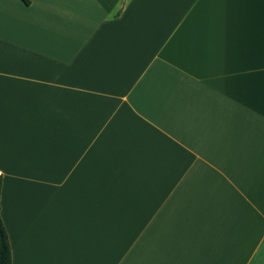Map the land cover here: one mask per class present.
<instances>
[{"label":"crops","instance_id":"obj_1","mask_svg":"<svg viewBox=\"0 0 264 264\" xmlns=\"http://www.w3.org/2000/svg\"><path fill=\"white\" fill-rule=\"evenodd\" d=\"M11 264H264V0H0Z\"/></svg>","mask_w":264,"mask_h":264},{"label":"trees","instance_id":"obj_2","mask_svg":"<svg viewBox=\"0 0 264 264\" xmlns=\"http://www.w3.org/2000/svg\"><path fill=\"white\" fill-rule=\"evenodd\" d=\"M0 264H11L8 234L0 216Z\"/></svg>","mask_w":264,"mask_h":264}]
</instances>
